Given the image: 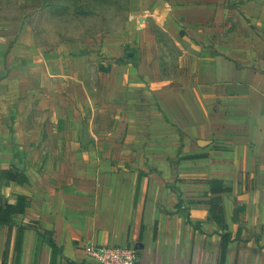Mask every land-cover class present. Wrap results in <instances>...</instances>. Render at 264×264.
<instances>
[{"label":"crops","instance_id":"0c3cea01","mask_svg":"<svg viewBox=\"0 0 264 264\" xmlns=\"http://www.w3.org/2000/svg\"><path fill=\"white\" fill-rule=\"evenodd\" d=\"M191 3L158 0L157 32L131 0L143 26L41 61L30 28L0 25V167L28 178L0 195L29 198L0 226V264H87L104 244L141 264H264V0ZM214 177L224 227L203 203Z\"/></svg>","mask_w":264,"mask_h":264},{"label":"rangeland","instance_id":"374dc122","mask_svg":"<svg viewBox=\"0 0 264 264\" xmlns=\"http://www.w3.org/2000/svg\"><path fill=\"white\" fill-rule=\"evenodd\" d=\"M168 1L185 6L200 0ZM143 3L153 7L142 11L144 21L148 20L158 32L156 18L159 15L152 16L151 12L155 6L163 5L158 4V0H143ZM130 13L131 0H0V25L30 28L36 38L38 49L34 53L39 61L68 42L88 41L101 51L113 41L105 40L107 34H111V38L125 31L132 33L134 25H144L140 18L131 21ZM161 37L166 41L163 35Z\"/></svg>","mask_w":264,"mask_h":264},{"label":"trees","instance_id":"16d2710c","mask_svg":"<svg viewBox=\"0 0 264 264\" xmlns=\"http://www.w3.org/2000/svg\"><path fill=\"white\" fill-rule=\"evenodd\" d=\"M0 180H3L6 185L13 183H27L28 178L24 171L14 165L0 167ZM210 191L207 193L208 199L203 203L209 205V218L212 222L224 227L225 217L222 196L228 190L223 185L221 178H211L209 180ZM29 198L26 196H18L15 202H10L8 198L0 195V226L11 228L22 223V216L26 211ZM200 202V201H199ZM49 244L56 247L55 243L48 238ZM230 240V234H223L221 242V252L224 254L227 243ZM19 245L17 244V248Z\"/></svg>","mask_w":264,"mask_h":264},{"label":"built area","instance_id":"2783aa9c","mask_svg":"<svg viewBox=\"0 0 264 264\" xmlns=\"http://www.w3.org/2000/svg\"><path fill=\"white\" fill-rule=\"evenodd\" d=\"M87 255L92 259L87 264H141L139 250L133 245H91L87 247Z\"/></svg>","mask_w":264,"mask_h":264},{"label":"water","instance_id":"95a60500","mask_svg":"<svg viewBox=\"0 0 264 264\" xmlns=\"http://www.w3.org/2000/svg\"><path fill=\"white\" fill-rule=\"evenodd\" d=\"M91 142V138L89 136V132L87 127L85 126L84 130H83V139H82V144L83 145H87Z\"/></svg>","mask_w":264,"mask_h":264}]
</instances>
